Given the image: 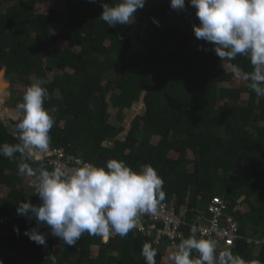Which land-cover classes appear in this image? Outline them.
Listing matches in <instances>:
<instances>
[{
    "label": "trees",
    "instance_id": "trees-1",
    "mask_svg": "<svg viewBox=\"0 0 264 264\" xmlns=\"http://www.w3.org/2000/svg\"><path fill=\"white\" fill-rule=\"evenodd\" d=\"M46 1L0 0V71L12 83L24 84L21 96L36 79L47 80L44 107L55 121L50 148L63 147L83 164L105 166L116 159L136 171L153 166L164 181V201L183 215L184 239L192 234L189 224L197 211L220 196L242 238L230 247L217 243L218 251L230 249L244 264H264V244L254 253L245 242L249 236L264 237V97L247 83L234 89L222 85L233 73L211 44L195 37L196 9H188V0L184 11L172 9L170 0H146L131 24L111 27L99 18L101 5L118 0H60L64 10L50 5L47 12H36ZM60 40L73 46L59 48ZM231 63L252 70L244 57ZM6 86L0 79V91ZM141 98L143 112L126 129V112ZM110 107L117 110L114 122ZM18 121L11 120L14 130ZM18 142L16 130L0 120V145ZM20 162L19 153L11 160L0 155V187H7L0 193L3 264H52V256L56 264H145V243L157 250L156 264H173L165 256L168 240L156 243L151 231H130L107 241L85 233L75 246H67L42 227L46 245H37L24 235L35 219L16 212L19 202L41 203L34 178L19 174ZM26 162L33 168L42 162L49 170L54 167L46 156ZM242 204L247 211L237 208Z\"/></svg>",
    "mask_w": 264,
    "mask_h": 264
},
{
    "label": "clouds",
    "instance_id": "clouds-1",
    "mask_svg": "<svg viewBox=\"0 0 264 264\" xmlns=\"http://www.w3.org/2000/svg\"><path fill=\"white\" fill-rule=\"evenodd\" d=\"M145 3L146 0H118L112 6L102 4L99 18L111 27L131 24ZM188 4L196 9L199 20L198 25H192L195 37L211 44L219 59L229 62L234 77L246 81L257 97H264V0H188ZM170 7L184 11L186 0H170ZM153 23L159 26L155 18ZM238 56L249 61L251 71L231 63ZM46 84L47 80L38 78L26 88L17 105L22 114L15 125L19 142L0 145V155L10 160L20 154L18 172L34 178L35 194L41 201L18 203L17 214L36 222L24 235L41 246L46 245L42 227L67 246H75L85 233L105 240L113 235L127 236L141 215H155L165 200L162 177L151 165L136 171L116 159H110L105 166L86 162L71 170L60 164L49 170L43 162L37 168L31 167L26 161H43L50 151L49 133L55 121L44 107L49 98ZM15 230L19 234V229ZM141 255L145 264H156L157 250L150 243L143 245ZM170 259L173 264H244L230 249L218 251L215 240L198 239L196 229L179 243ZM51 262L56 264L55 256Z\"/></svg>",
    "mask_w": 264,
    "mask_h": 264
},
{
    "label": "built area",
    "instance_id": "built-area-1",
    "mask_svg": "<svg viewBox=\"0 0 264 264\" xmlns=\"http://www.w3.org/2000/svg\"><path fill=\"white\" fill-rule=\"evenodd\" d=\"M46 157L55 167L60 164L66 169H75L83 165L82 161L66 154L63 147L52 146ZM226 202L217 195H214L206 210L192 221L191 231L196 229V234L200 237L215 240L224 247L232 246L242 236L239 234L238 223L232 216L225 213ZM184 223L183 215L177 213L173 203L161 202L155 215L143 214L137 221V226L132 231L145 233L151 231L155 233L154 241L169 240L170 244L177 246L184 239L181 226ZM104 241V238H102ZM247 245L260 246L264 244V237H246Z\"/></svg>",
    "mask_w": 264,
    "mask_h": 264
},
{
    "label": "rangeland",
    "instance_id": "rangeland-1",
    "mask_svg": "<svg viewBox=\"0 0 264 264\" xmlns=\"http://www.w3.org/2000/svg\"><path fill=\"white\" fill-rule=\"evenodd\" d=\"M50 5L56 7L60 11L64 10V5H63V3L60 0H47L44 3L38 4L36 6V9L35 10H36V12L45 13V12H47L48 7ZM188 9H190V5H188ZM54 32H56V30ZM57 45H58L59 48H65V47H72L73 46V45H70L69 43H67L66 41H63V40L62 41L60 40ZM136 51L137 50H133L132 52L135 54ZM225 68H226V70L228 72L229 71H232L231 70V67L229 66V63H225ZM0 72H1L0 79L5 80V82L7 83V86L3 90V92L0 91V106L2 107V109L0 107V120L2 121L3 125H5L8 128V130L15 131L14 128L12 127V125H11V120L14 119V118H12V116H13L12 114H14V113L16 114L17 112L14 111L13 109H9L6 112L5 111L6 110L5 106H8V103H9L10 99H15V97L17 95H19V91H23L25 89V87H24V84H22L21 82L12 83L11 81L7 80V78L5 76V70L4 69L1 70ZM50 76H52V75H50ZM246 83H247L246 81H243L242 79H237V78L234 77V75H232L231 80L229 82H227V83H223L222 85L224 87H230V88H233L234 89V88H236L238 86L246 85ZM9 88H11V91H12L11 92V97L12 98H10V99H9V97H10V94L9 93L4 94V92L6 90H8ZM242 98L243 99H246L247 98V95L246 94H243L242 95ZM143 109H144V103H143V99L141 98L138 102H136V103L133 104L132 108L128 112H126V115H125L124 120H123L126 129L130 125L129 124L130 120L135 115L141 114L143 112ZM109 112H110V119L109 120H110V122H114L115 121V117L114 116L116 115L117 110L114 109V108H112V107H110L109 108ZM8 115L11 116V117L9 118ZM20 118H21V116L19 117V120H20ZM125 135H126V131H124L123 133H121V135L119 137L120 138H123ZM152 142L153 143H156L157 142V138L156 137H153ZM169 155L172 158L179 157L178 156L179 154L178 153H175V152H170ZM187 157H189V158H192L193 157V155H192V153L190 151L187 152ZM6 191H7V187L6 186H1L0 187V193L2 195L5 194ZM255 201H256V199H254V202ZM240 207H241V209L243 211H247L248 210V207H247L246 204H242V206H239L237 208L240 209ZM56 245H57V239L54 240V246H53V248H55ZM140 257L141 256L139 255V258Z\"/></svg>",
    "mask_w": 264,
    "mask_h": 264
},
{
    "label": "crops",
    "instance_id": "crops-1",
    "mask_svg": "<svg viewBox=\"0 0 264 264\" xmlns=\"http://www.w3.org/2000/svg\"><path fill=\"white\" fill-rule=\"evenodd\" d=\"M11 88H9L8 90H6L5 92H4V94H6V93H9L10 94V97H9V99L10 98H12L11 97ZM22 95V91H19V95H17L16 97H15V99H10V101H9V103H8V106H5V108H6V112H7V110H9V109H13L14 111H16L17 113L15 114H12L13 116H12V118H14V119H16V120H19V117L21 116V113L19 112V111H17V105L20 103V102H22V98H23V96H21ZM8 99V98H7ZM1 107V106H0ZM1 109H2V107H1ZM9 116V115H8ZM11 116H9V118H10ZM12 125V124H11ZM13 127V126H12ZM239 207V206H238ZM240 209H241V207H240ZM240 211H243L242 209L240 210ZM203 211H201V210H199V211H197V214H196V217H197V215H199L200 213H202ZM243 212H245V211H243ZM195 217V218H196ZM194 220V219H193ZM192 222H190V224H191ZM198 235V234H197ZM199 236V235H198ZM250 237V236H249ZM201 238H203V237H201ZM164 241H166V240H162L161 241V244L164 242ZM179 245V244H178ZM177 245V246H178ZM177 246H173V245H171L170 244V242H169V240H168V242H167V244H166V251H165V256H166V259H169V260H171L170 259V256H171V254L172 253H174L176 250H177ZM248 246H251V247H253V248H255V252L254 253H256V249L259 247V246H254V245H248ZM174 250V251H173ZM169 263V262H168ZM170 264H172V263H170Z\"/></svg>",
    "mask_w": 264,
    "mask_h": 264
}]
</instances>
